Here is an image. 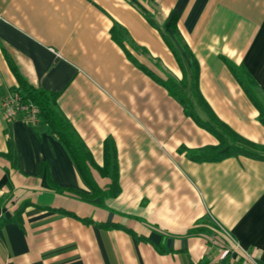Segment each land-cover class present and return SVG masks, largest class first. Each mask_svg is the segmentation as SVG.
<instances>
[{
	"label": "crops",
	"instance_id": "0c3cea01",
	"mask_svg": "<svg viewBox=\"0 0 264 264\" xmlns=\"http://www.w3.org/2000/svg\"><path fill=\"white\" fill-rule=\"evenodd\" d=\"M191 58L218 119L264 147L235 73L264 107V0H0V264H264V160L192 157L222 130ZM13 67L59 94L99 196L46 124L5 117Z\"/></svg>",
	"mask_w": 264,
	"mask_h": 264
},
{
	"label": "trees",
	"instance_id": "16d2710c",
	"mask_svg": "<svg viewBox=\"0 0 264 264\" xmlns=\"http://www.w3.org/2000/svg\"><path fill=\"white\" fill-rule=\"evenodd\" d=\"M114 30L116 33L120 32V29H118L117 27ZM123 36H125L124 33ZM166 41L172 49L173 53L179 59L178 52L175 50V48H173V46L167 39ZM191 59V94L194 99L198 100L204 106L212 124L216 125L222 130V134L218 135L220 144L217 147H210L192 152L190 153L192 157L196 160H217L230 157L232 155H244L258 160H264V147L255 145L250 141L244 139L243 137L239 136L231 128H229L228 126H226V124L219 120L218 117L214 114V112L210 109L209 105L205 102L204 98L202 97V94L199 89L198 64L194 58ZM13 70L19 81V88L16 91L20 92L25 99H30L37 105L40 110V122L46 124L50 128L52 134L58 136L61 142L67 148L74 160L75 165L82 174L84 180L92 188V197L99 196L100 191H97L96 186L92 178L90 177L88 171V165H92L95 167V162L92 159V156L90 155L89 151L87 150L84 142L75 132V130L61 111L58 104L59 94L44 90H36L32 88L21 78L20 74L14 67ZM235 73L242 86L248 93L249 97L259 109L260 121L264 124V107H262V105L259 104V102L255 98L252 88L244 80L241 79V76L239 77L237 71H235ZM164 86L167 87L173 94V96L180 101L186 111V114L201 125L193 110L192 103L188 99V92L185 90L183 84L178 83L174 79H170L169 82L166 83ZM226 149L227 151L223 152ZM104 172H107V168L104 170ZM112 179V196L116 197L117 195H119L118 171L116 164L113 169ZM64 214L70 215L68 213Z\"/></svg>",
	"mask_w": 264,
	"mask_h": 264
},
{
	"label": "built area",
	"instance_id": "2783aa9c",
	"mask_svg": "<svg viewBox=\"0 0 264 264\" xmlns=\"http://www.w3.org/2000/svg\"><path fill=\"white\" fill-rule=\"evenodd\" d=\"M5 117L10 122L22 121L28 126L40 123V110L30 99H25L20 92L14 91L2 101Z\"/></svg>",
	"mask_w": 264,
	"mask_h": 264
}]
</instances>
